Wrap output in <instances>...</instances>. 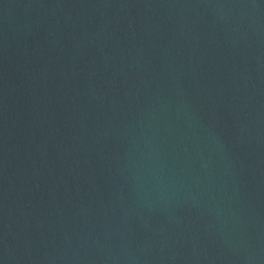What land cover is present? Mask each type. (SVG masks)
Returning <instances> with one entry per match:
<instances>
[{"label":"water","instance_id":"obj_1","mask_svg":"<svg viewBox=\"0 0 264 264\" xmlns=\"http://www.w3.org/2000/svg\"><path fill=\"white\" fill-rule=\"evenodd\" d=\"M0 264H264V0H0Z\"/></svg>","mask_w":264,"mask_h":264}]
</instances>
